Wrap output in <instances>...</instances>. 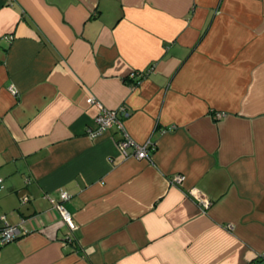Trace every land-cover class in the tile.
Here are the masks:
<instances>
[{"label": "crops", "instance_id": "obj_1", "mask_svg": "<svg viewBox=\"0 0 264 264\" xmlns=\"http://www.w3.org/2000/svg\"><path fill=\"white\" fill-rule=\"evenodd\" d=\"M0 177V264H264V0H0Z\"/></svg>", "mask_w": 264, "mask_h": 264}, {"label": "built area", "instance_id": "obj_2", "mask_svg": "<svg viewBox=\"0 0 264 264\" xmlns=\"http://www.w3.org/2000/svg\"><path fill=\"white\" fill-rule=\"evenodd\" d=\"M6 37L9 39L11 38V36ZM134 76L135 72H132L129 77L133 78ZM87 101L90 103H96L100 108L99 113L94 118V127L87 129L89 136H96L101 132L108 130L114 124L121 125L120 116L128 115V111L123 105L119 106V108H106L92 97H89ZM117 145L124 156H132L137 159L145 158L150 160L152 152L155 149L151 142L148 141L143 144H139L127 134H124L123 138L118 141ZM128 147H133V151L131 153L127 152ZM183 178V174H176L171 178V183L180 184ZM3 186V178L0 177V189L3 188ZM187 193L198 203L202 210L205 211L211 205V200L197 188H190ZM69 199L70 194L64 190H60L57 197L50 198L52 205L59 212L62 221L66 223L70 230H74L76 228V224L73 220L72 212H70L66 206V202ZM21 233L22 227L20 225H12L8 223L4 224V226L0 228V246L16 239ZM69 241L70 239L66 241V244Z\"/></svg>", "mask_w": 264, "mask_h": 264}, {"label": "trees", "instance_id": "obj_3", "mask_svg": "<svg viewBox=\"0 0 264 264\" xmlns=\"http://www.w3.org/2000/svg\"><path fill=\"white\" fill-rule=\"evenodd\" d=\"M130 78V77H129Z\"/></svg>", "mask_w": 264, "mask_h": 264}]
</instances>
